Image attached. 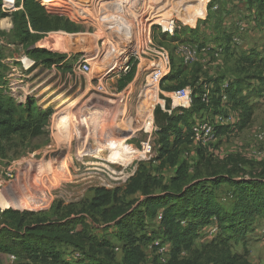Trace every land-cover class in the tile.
<instances>
[{
	"label": "rangeland",
	"instance_id": "rangeland-1",
	"mask_svg": "<svg viewBox=\"0 0 264 264\" xmlns=\"http://www.w3.org/2000/svg\"><path fill=\"white\" fill-rule=\"evenodd\" d=\"M17 1L15 10L0 19V96L21 106L33 101L49 116L41 136L30 138L17 134L1 142L0 213L11 200L19 202L16 184L31 182L33 201L20 210L7 208L41 211L48 221L79 219L80 224L73 232L85 233L90 241L82 243V250L59 246L66 261L87 264L88 255L108 264H124V257L133 249L142 254L140 264H165L171 244L160 225L162 209L154 207L155 215L149 217V208L141 205L144 196L136 184L157 195L163 191L175 192L185 183L208 182L214 175L228 172L233 178L258 176L264 164V94L249 98L253 106L252 121L241 131L236 129L239 112L227 107L225 99L217 104V97H212V107L193 118V124L208 121L212 125V138L206 141L195 140L192 132L178 125L181 137L175 140L170 136L161 142L160 129L171 128L173 124L162 116H158L156 123L151 106L156 109L163 95L179 89L209 97L215 82L219 89H225L227 82L234 79L252 84L246 78L250 72H243L236 60L252 51L264 61V15L246 0H206L203 9L197 0H126L119 10L125 24L145 23L151 29L150 44L139 47L126 40L127 34L105 28L102 14L97 8L89 7L87 0H80L86 7L84 15L93 16L84 18L73 16L74 11L72 16L51 13L59 0H36L40 5L45 3L50 10L47 13L44 9L46 14L61 19L64 26L26 41L16 18L22 10ZM190 6L200 8V13L195 15L194 22L186 24L183 19ZM148 12H152L151 19L146 17ZM106 14L117 16L114 11ZM161 14H168L164 20L172 23L171 36L161 32L158 22L162 19L156 21ZM127 46L128 51L120 50ZM60 47H67L70 53L58 52L56 48ZM39 48L64 55L66 59L49 66L47 56L32 55L31 50ZM83 49H87L86 53ZM94 49L100 53L91 62L90 73L79 71L80 60ZM111 51L118 53L115 67L103 78V89L94 91L96 81L109 70L105 63ZM186 52L192 59L186 60ZM127 61L131 64L123 73L119 69ZM160 65L168 67V73L174 69L177 80L164 81L156 90L155 99L145 100L146 79ZM167 101L171 103L168 98L166 104ZM66 106L71 107L64 109ZM149 113L153 116L151 127L145 121ZM68 116L77 120L70 137L60 123ZM122 123L128 125L130 133L115 132L114 127ZM92 126L97 129L95 141L85 138L90 136ZM57 134H60L58 141ZM146 142L156 148L149 160H141L137 154H132L127 162L122 160L124 148L137 152ZM164 145L165 150H161ZM112 171H123L133 178L115 181L110 178ZM97 188L115 191L116 200L89 210L87 205ZM210 188L220 206L229 209L231 187L220 184ZM122 209L136 214L134 227L127 235L120 234L114 220L115 213ZM3 220L0 214V226ZM216 232L214 225L202 227L192 248L199 249ZM246 249L249 264H264L263 219L255 218L252 222ZM232 251L240 252L241 245L233 246ZM180 256L187 257L188 252ZM12 263L9 257L0 258V264Z\"/></svg>",
	"mask_w": 264,
	"mask_h": 264
},
{
	"label": "trees",
	"instance_id": "trees-1",
	"mask_svg": "<svg viewBox=\"0 0 264 264\" xmlns=\"http://www.w3.org/2000/svg\"><path fill=\"white\" fill-rule=\"evenodd\" d=\"M254 6L259 14L264 15V0H246ZM21 12L16 18L21 23L20 32L26 41L36 40L39 34H47L63 28L61 19L46 14L42 6L36 0H18ZM5 17L0 10V19ZM34 34H29V30ZM35 57L47 56L49 66L66 59L46 49H32ZM131 64V63H129ZM236 65L241 66L246 78L252 82L249 85L241 79L227 82L225 89H219L215 82L212 93L207 102H202V96L196 92L191 93L192 104L188 110H179L170 115L162 113L160 108L154 110L155 121L162 116L166 122L173 124L170 127H162L159 131L161 142L174 136L175 140L181 137V131L177 129L182 125L189 130L194 122V116L203 113L212 107L214 98L219 104L222 97L227 107L237 110L238 123L236 129L241 131L247 128L253 116V106L249 104V98L257 94H264V61L258 58L256 52L238 57ZM177 80V73L172 69L162 79ZM248 82V81H247ZM242 92L246 94L242 95ZM211 97V98H210ZM166 106H169L167 101ZM48 113L40 111L36 103L28 101L25 105H16L0 96V147L1 142L14 135H23L37 138L43 134L45 120ZM174 140V142H175ZM165 145L163 149L165 150ZM133 178L130 177V179ZM227 184L232 189L230 208L223 209L215 199L210 187ZM144 199L141 203L149 208V217H154V207L162 209L160 225L163 234L171 244L170 256L165 264H249L246 249V237L255 218L264 220V164L258 176L233 178L231 172L225 175H214L208 182L196 181L185 183L175 192L163 191L153 195L147 193L136 184ZM115 191L97 188L94 196L87 205V209H98L115 202ZM31 202L10 201L5 208L23 209ZM6 209L2 211L4 218L0 226V255L12 256V264H80L66 261L58 250L59 246H68L82 250V243L90 241L89 237L80 231L73 232L74 227L80 224L79 219L62 218L59 221H48L41 211H18ZM136 214L125 209L115 213V225L121 235H127L134 227ZM214 225L217 232L208 243L201 245L199 249H193L192 243L198 237L202 227ZM241 245V251H232L233 246ZM134 248V247H132ZM124 257V264H140L142 254L133 249ZM182 252H188L187 257H181ZM87 256V264H108L101 259Z\"/></svg>",
	"mask_w": 264,
	"mask_h": 264
},
{
	"label": "built area",
	"instance_id": "built-area-1",
	"mask_svg": "<svg viewBox=\"0 0 264 264\" xmlns=\"http://www.w3.org/2000/svg\"><path fill=\"white\" fill-rule=\"evenodd\" d=\"M17 0H1V5H0V10L2 13H10L12 10H15L14 5L16 3ZM44 2V0H42ZM58 7L56 8L55 11L51 12V13H56L59 15H68L70 14V16H72V12L74 11L75 15L73 16H81V17H89L90 15L93 16L92 14H88L87 16L83 14V12L80 10V8L78 7L80 4L83 5L82 2L78 1H67V0H59L57 2ZM42 8L45 9L48 12H50L49 8L44 4H41ZM97 15V14H96ZM93 22V20H92ZM91 22V23H92ZM140 26L142 28V34L141 35H136V36H130L129 38H126V40L129 42H133L134 46H139L142 47V45H144V43H146L147 45L150 44V35H151V29L150 26H147L145 23H136L135 26ZM170 26L172 28L171 30L168 29H164L163 27H161V32L162 33H166L169 36L172 35L173 32V27H172V23H170ZM233 41H236V39H233ZM138 48V47H137ZM128 51L129 47H123L120 48L121 51ZM103 49H101L102 51ZM99 51V50H98ZM160 51H164V50H160ZM187 54V59H192L191 54L189 52H186ZM91 59H86V58H82L80 60V62L78 63V70L79 71H83L85 73H90L91 71V61H89ZM90 62V63H89ZM115 67V65L111 66L109 68L108 71L104 72V75L99 77V80L96 81V83L94 84V91L100 92L103 89V85H102V80L103 78ZM129 63L124 66V68L122 69V72L125 73L126 71L129 70ZM169 72V68L166 66H157L154 67L153 70L151 71V73L148 75L147 79H146V90L147 91L148 88H159V85L161 84L162 79H164L167 75V73ZM160 76V81L159 83H156L158 81H156V79ZM154 90V89H153ZM166 98H168L171 103L169 102V106H166ZM223 99H226L225 97H222ZM207 94H204L202 96V102H207ZM159 108L161 110V112L170 115L174 109L176 110H188L192 104V97H191V93L189 92V90L187 89H179L176 90L175 92L163 95V99L161 101V103H158ZM154 106H151V111L152 113H154ZM213 127L212 125L208 122V121H203V122H199V123H194L192 128H191V132H192V136L195 140H208L212 138L213 135ZM155 146L150 144V142H146L141 144V147L139 150H137L138 154L137 157H139L141 160H149L153 154L155 153ZM10 261H14V257L9 256Z\"/></svg>",
	"mask_w": 264,
	"mask_h": 264
},
{
	"label": "bare ground",
	"instance_id": "bare-ground-1",
	"mask_svg": "<svg viewBox=\"0 0 264 264\" xmlns=\"http://www.w3.org/2000/svg\"><path fill=\"white\" fill-rule=\"evenodd\" d=\"M74 1L78 2L80 0H74ZM129 1L130 2H133V0H129ZM197 1H198V5L200 6L201 9H203L204 4H207L208 3V1H206V0H197ZM87 2H89L88 3L89 7H95V8H97L100 11V13L102 14V16H100V17L102 18V20L104 22L105 28H107L108 30H113V31L117 32L120 35L127 34L126 36H129V37L131 35L132 36H136V35H141L142 34V28L140 26H138V25L137 26H135V25L132 26V25H129V24H125V21L122 18V16H119L120 15V11L119 10L121 9L122 6H124L123 3L126 2V0H87ZM78 7L83 12V14L84 13H87L85 5H81L80 4ZM190 8H191V6H190ZM200 8H197V7H193L192 6V8L189 9V11L187 12V15L183 19V22L186 23V24L187 23L194 22L195 15H198V13H200V11H199ZM91 9H94V8H91ZM126 10H128V7H127ZM107 11H109V13L112 12V11H114V12H116V15L117 16L113 17V16H111L109 14H106ZM148 14L149 15L146 16V17H148L149 19H151L150 16H151L152 12H148ZM141 15H143V14H141ZM203 15H204V13H203ZM167 16H168V14H161L160 16H158L159 20H156V21L158 22V21H160L162 19L160 22H158V24L161 25L164 29H168V30H171L172 31V28L169 25L170 23H166L165 20H164ZM202 16H198V17H202ZM138 18H143V17H140L139 16ZM56 49L58 50V52H60L62 54H69L70 53V51H69V49L67 47H60V48H56ZM86 50L83 49L82 52H85ZM91 51H92V49H91ZM99 53L100 52L98 50H95L94 49V52L92 54H88L87 56H84V58L91 59L92 61H95V59L98 58L97 56H99ZM117 55H118V53L116 54L113 51H111L110 53H108V57H107V60H106V63H105L107 67L110 68L111 66L114 65V63H115L114 60H115V58H116ZM105 58H106V56H104L103 61H104ZM91 60H89V61H91ZM156 81H158L156 83H159L160 76L156 79ZM57 89H59L58 86H57ZM153 89L152 88H148L147 91L144 93L145 100L146 99L147 100H154L155 99V97H156V90L157 89L156 88H153ZM70 107L71 106H66L64 109H67V108H70ZM60 110H62V109H60ZM149 115L150 116H148L145 121H146L147 125L150 126L152 124V117L153 116H152L151 113H149ZM60 123L61 124L63 123V125L65 126L66 131H67V136L70 137L71 131L76 126L77 120L74 117H69L68 116L67 118H65L64 121H61ZM114 130H115V132L120 133V134L130 133L131 132V130L129 129V127H128V125L126 123H122V124H119L118 126H115L114 127ZM96 133H97L96 127L92 126V128L90 130V136H86V137L84 136V137L85 138L91 137V140L95 141V139H97L96 138ZM59 136H60V134H57L56 141L59 140ZM132 154L135 155V154H138V152H133L132 153L131 151H129V148L128 149L127 148H124V153L122 155L123 156V159L122 160L123 161H126V162L129 161L130 158H131V156H132ZM110 178L112 180H115V181H118V180L125 181V180L129 179L130 176L128 174L124 173L123 171H112L111 172V175H110ZM16 185L19 186V190H18V193H17V197H18L17 199H19V201H29V202H32L33 201V198L30 197V195L34 191V184L31 183V182H20V183H18Z\"/></svg>",
	"mask_w": 264,
	"mask_h": 264
},
{
	"label": "crops",
	"instance_id": "crops-1",
	"mask_svg": "<svg viewBox=\"0 0 264 264\" xmlns=\"http://www.w3.org/2000/svg\"><path fill=\"white\" fill-rule=\"evenodd\" d=\"M224 4H226V6H229V4H228L227 1H225ZM232 4H234V3H232ZM43 178L46 179L45 177H43ZM2 256H6V255H0V258H1ZM6 257H9V256H6Z\"/></svg>",
	"mask_w": 264,
	"mask_h": 264
},
{
	"label": "water",
	"instance_id": "water-1",
	"mask_svg": "<svg viewBox=\"0 0 264 264\" xmlns=\"http://www.w3.org/2000/svg\"><path fill=\"white\" fill-rule=\"evenodd\" d=\"M129 62L127 61V62H125L123 65H122V67H120V71L124 68V66H126L127 64H128ZM6 209H9V208H6Z\"/></svg>",
	"mask_w": 264,
	"mask_h": 264
}]
</instances>
